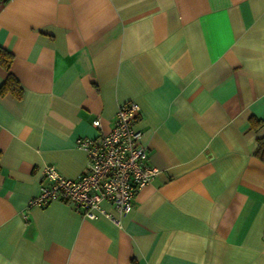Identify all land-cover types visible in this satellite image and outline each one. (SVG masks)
<instances>
[{"label":"crops","instance_id":"1","mask_svg":"<svg viewBox=\"0 0 264 264\" xmlns=\"http://www.w3.org/2000/svg\"><path fill=\"white\" fill-rule=\"evenodd\" d=\"M0 47V264H264V0H0ZM131 100L159 170L131 209L29 204Z\"/></svg>","mask_w":264,"mask_h":264},{"label":"built area","instance_id":"2","mask_svg":"<svg viewBox=\"0 0 264 264\" xmlns=\"http://www.w3.org/2000/svg\"><path fill=\"white\" fill-rule=\"evenodd\" d=\"M139 114V105L131 100L117 108L107 131L77 140L86 152L87 162L86 170L76 178H65L52 165L45 164L43 181L29 204L44 205L51 199H61L85 218L104 215L118 222L101 203L114 206L119 216L127 213L137 191L159 172L148 162L147 150L140 143ZM92 124L99 127V119L92 120Z\"/></svg>","mask_w":264,"mask_h":264},{"label":"trees","instance_id":"3","mask_svg":"<svg viewBox=\"0 0 264 264\" xmlns=\"http://www.w3.org/2000/svg\"><path fill=\"white\" fill-rule=\"evenodd\" d=\"M12 62V54L10 51L5 48L0 47V68H3L7 71V75L3 82L0 84V94L10 91L14 93L16 96H20L21 88L17 79L10 73L9 68ZM250 123L252 126H257L261 123L258 119H250ZM254 154L264 160V136L259 137L257 139V147L254 151Z\"/></svg>","mask_w":264,"mask_h":264}]
</instances>
